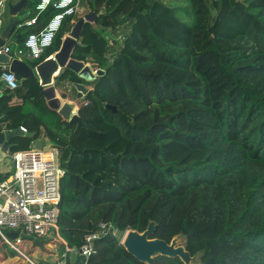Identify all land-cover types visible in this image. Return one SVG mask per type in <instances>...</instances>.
<instances>
[{
    "label": "trees",
    "instance_id": "trees-1",
    "mask_svg": "<svg viewBox=\"0 0 264 264\" xmlns=\"http://www.w3.org/2000/svg\"><path fill=\"white\" fill-rule=\"evenodd\" d=\"M29 1L17 25L36 16L40 0ZM87 1L30 63L51 58L76 22L96 14L72 58L104 75L85 81L63 69L55 79L78 105L76 123L50 108L40 79L16 75L15 91L0 83V134L36 136L10 140V154L43 135L59 151L62 239L75 248L103 223L125 233L153 221L151 238L183 233L203 264H264V0ZM57 13L49 7L36 26L16 28L20 47ZM77 84L88 89L80 100ZM95 249L88 264H142L112 233ZM4 250L0 241L2 262L14 256Z\"/></svg>",
    "mask_w": 264,
    "mask_h": 264
},
{
    "label": "built area",
    "instance_id": "built-area-1",
    "mask_svg": "<svg viewBox=\"0 0 264 264\" xmlns=\"http://www.w3.org/2000/svg\"><path fill=\"white\" fill-rule=\"evenodd\" d=\"M9 2L10 0H0V31L5 23L4 17ZM49 7H53L58 13L47 26L40 32L30 33L23 47L20 45L15 49L7 45L0 47V56L11 53L13 55L11 61L17 59L31 63L39 60L52 46L64 20L79 13L77 0H40L36 7V16L23 24H18L16 28L22 30L25 27L36 26L40 15ZM0 83L3 89L8 91L19 88L17 76L11 71L3 70L0 73ZM20 130L24 135L28 134L25 128ZM35 143L28 150L10 155L13 168L7 175L2 174L4 178L0 180V240L18 258L29 264L38 263L21 250L20 245L24 237L29 236L38 241L62 239L59 233V207L62 200L60 182L64 171L58 161L59 151L55 148L45 151L46 146L39 150ZM15 232L18 233V237L11 239L9 234ZM111 233L117 237L121 232L110 224H101L99 231L85 236L79 247L70 248L65 244L60 259L54 264H73L71 258L74 256H84L88 264L96 252V242Z\"/></svg>",
    "mask_w": 264,
    "mask_h": 264
},
{
    "label": "water",
    "instance_id": "water-1",
    "mask_svg": "<svg viewBox=\"0 0 264 264\" xmlns=\"http://www.w3.org/2000/svg\"><path fill=\"white\" fill-rule=\"evenodd\" d=\"M29 3V0H20L16 4H9L11 18L0 36V47H2L5 42L11 38L12 34L16 30L18 22L17 16ZM96 18V14L93 13L76 22L68 36L63 39L59 51L54 56L40 63L36 67H32L31 64L26 61H20L17 59L11 61L13 56L11 53L0 56V73L5 70L15 73L22 79H40L41 86L44 87L42 94L47 100L50 108L57 111L65 121L76 123L79 119L78 105L75 102L70 101H66V103L62 102V99L58 96V91L55 87V79L63 69L76 73L85 81H94L97 77L104 75V71L97 70L94 72V66L72 58L75 48L79 45L84 25L86 23L94 24ZM75 87L78 91V100L82 99L88 93V89L84 85L77 84ZM108 109L113 112L117 111V109L111 106H108ZM23 135L24 134L20 129L10 133L0 134V146H2L4 150L8 151L12 148L9 144L10 140ZM25 136L32 139L36 137L35 134L32 133L25 134ZM35 144L36 148L39 150H42L44 147L42 140H37ZM156 228L157 224L150 221L148 228L144 232L136 230L126 231L121 241V245L129 254L135 257L142 264H156V260L161 257L180 259L184 264H203L202 258L204 252L201 251L192 256L187 250V236L181 233L175 236L170 243H167L164 240L151 238L155 233ZM9 237L11 239H16L18 237V233H10ZM24 238L35 240L31 237ZM35 243L39 246L43 245V242L38 240H35ZM76 264H87L86 258L84 256H79Z\"/></svg>",
    "mask_w": 264,
    "mask_h": 264
},
{
    "label": "rangeland",
    "instance_id": "rangeland-1",
    "mask_svg": "<svg viewBox=\"0 0 264 264\" xmlns=\"http://www.w3.org/2000/svg\"><path fill=\"white\" fill-rule=\"evenodd\" d=\"M85 5V3L83 4V6ZM83 6L81 8H83ZM30 15V11L29 9H26L25 11H23V13L20 15L21 20H23V18L27 17ZM5 22V20H4ZM6 23H4L3 29L5 28ZM3 31V30H2ZM26 31H24L25 33ZM2 32H0L1 34ZM16 47H14L15 49ZM90 65V64H89ZM96 72V71H94ZM64 88V87H62ZM58 91V90H57ZM60 91L62 92V90L60 89ZM59 93V91H58ZM71 99H75V96H71ZM63 103H66V100H62ZM44 138V142H45V151H51L52 147H50V142L47 138L46 135H43ZM125 233H119L117 235V238L122 241L123 237H124ZM29 238V236H27ZM1 241V240H0ZM43 241H47V240H43ZM2 242V241H1ZM21 250L28 256L30 257L34 262L39 263V262H53V263H57V261L60 259L61 257V252L59 253L57 250H55V246H54V242H51L50 244H44V246H38L35 243V240H29V239H24L22 244L20 245ZM4 252L8 255L14 254V252L9 249L7 246H5V250ZM58 255V256H57ZM58 257V258H57ZM0 264H29L27 261L18 258L17 256L15 257H9L8 260L6 261H0Z\"/></svg>",
    "mask_w": 264,
    "mask_h": 264
},
{
    "label": "crops",
    "instance_id": "crops-1",
    "mask_svg": "<svg viewBox=\"0 0 264 264\" xmlns=\"http://www.w3.org/2000/svg\"><path fill=\"white\" fill-rule=\"evenodd\" d=\"M20 0H10V2H9V4L10 3H13V4H16V3H18ZM77 2H78V5H79V14H83V13H85V12H87L88 10H89V8H88V1L87 0H77ZM85 3V5L83 6V4ZM83 6V8H81ZM23 13V12H22ZM22 13H20L18 16H17V19H19L20 18V15L22 14ZM28 17V16H27ZM5 18H6V14H5V17H4V20H5ZM11 18V16H9V19ZM26 18V17H25ZM25 18H23V19H25ZM9 21V20H8ZM6 27V26H5ZM2 30H4V29H1V31L0 32H3ZM18 32V31H17ZM17 32H15V33H13L12 34V36H11V38L8 40V41H6L5 42V44L3 45V46H11V47H16V46H18L19 45V39H20V37H21V34L19 35L18 34V37H16V35H17ZM2 34V33H1ZM1 34H0V36H1ZM68 36V34L65 36V37H67ZM65 37H64V39H65ZM54 56V55H53ZM58 96L62 99V97L60 96V94L58 93ZM63 100V99H62ZM44 139H46V138H44V136H43V138L42 139H39V140H42L43 141V145L45 146V142H44ZM10 152H9V150L8 151H6V150H4L3 149V147L2 146H0V173L1 174H5V175H7L8 173H10L11 172V170H12V168H13V164H12V160H11V157H10ZM62 238V237H61ZM44 240H47V241H41V242H43V245L42 246H44V244H50L51 242H54V246H55V250H57L59 253L61 252V250H60V248H59V245L60 244H63L64 246H65V244H67L63 239H59V238H51V239H44ZM36 245H38L37 243H36ZM39 246V245H38ZM63 252V251H62ZM62 252H61V254H62ZM14 256H10V257H15L16 256V254L14 253L13 254ZM58 256V255H57ZM58 258V257H57ZM77 258L78 257H72L71 258V261H72V263L73 264H76V262H77ZM40 263H42V264H54L53 262H39L38 264H40Z\"/></svg>",
    "mask_w": 264,
    "mask_h": 264
}]
</instances>
